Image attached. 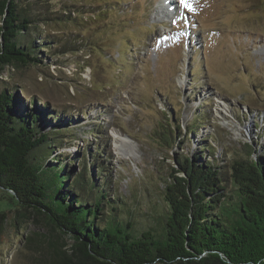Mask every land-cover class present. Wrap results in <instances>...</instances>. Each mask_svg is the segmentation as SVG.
Returning <instances> with one entry per match:
<instances>
[{"label": "rangeland", "instance_id": "374dc122", "mask_svg": "<svg viewBox=\"0 0 264 264\" xmlns=\"http://www.w3.org/2000/svg\"><path fill=\"white\" fill-rule=\"evenodd\" d=\"M189 3L194 10L181 0H40L41 30L29 39L42 62L0 70V91L50 105L46 130L59 113L67 125L47 148L55 160L45 150L40 158L68 156V183L94 174L110 199L123 197L137 233L158 226L153 216L165 209L161 190L179 155H215L229 186L232 158L264 156V0ZM170 113L180 127L175 147L151 134ZM4 195L0 188V210L9 213L0 264L75 259L73 239Z\"/></svg>", "mask_w": 264, "mask_h": 264}, {"label": "trees", "instance_id": "16d2710c", "mask_svg": "<svg viewBox=\"0 0 264 264\" xmlns=\"http://www.w3.org/2000/svg\"><path fill=\"white\" fill-rule=\"evenodd\" d=\"M39 5L40 0H0L1 71L42 62L40 48L29 39L33 29L41 30L35 13ZM31 104L8 88L0 91V188L16 201L18 212L44 215L52 228L73 239L75 259L63 257L59 264H264V156L232 158L229 186L215 155H179L161 190L165 209L153 216L158 226L137 233L123 197L110 199L94 174L80 172L68 183V156L54 164L40 158L38 152L45 150L55 160L47 148L67 125L59 113L58 124L46 130L52 108ZM179 128L170 113L151 134L175 147L181 143ZM100 153L104 148L95 156L102 171L106 160ZM87 161L88 154L82 161L85 171ZM8 215L0 210V242Z\"/></svg>", "mask_w": 264, "mask_h": 264}, {"label": "snow or ice", "instance_id": "6c2138e0", "mask_svg": "<svg viewBox=\"0 0 264 264\" xmlns=\"http://www.w3.org/2000/svg\"><path fill=\"white\" fill-rule=\"evenodd\" d=\"M181 3H182L186 8H189V9H191V10H194V9L192 8V4L189 3V0H181Z\"/></svg>", "mask_w": 264, "mask_h": 264}, {"label": "bare ground", "instance_id": "6f19581e", "mask_svg": "<svg viewBox=\"0 0 264 264\" xmlns=\"http://www.w3.org/2000/svg\"><path fill=\"white\" fill-rule=\"evenodd\" d=\"M170 2H171V1H170ZM161 5H162V3H160V8H162L161 10L163 11V10H164V9H163L164 7H162ZM170 6H172V5H170ZM121 141H125V139L122 138ZM128 155H129V154H128Z\"/></svg>", "mask_w": 264, "mask_h": 264}]
</instances>
